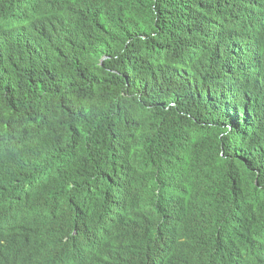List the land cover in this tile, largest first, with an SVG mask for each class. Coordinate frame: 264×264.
<instances>
[{"label":"trees","instance_id":"16d2710c","mask_svg":"<svg viewBox=\"0 0 264 264\" xmlns=\"http://www.w3.org/2000/svg\"><path fill=\"white\" fill-rule=\"evenodd\" d=\"M2 161L64 255L264 264V0H0Z\"/></svg>","mask_w":264,"mask_h":264},{"label":"clouds","instance_id":"9594fccd","mask_svg":"<svg viewBox=\"0 0 264 264\" xmlns=\"http://www.w3.org/2000/svg\"><path fill=\"white\" fill-rule=\"evenodd\" d=\"M28 173L0 162V264H97L92 256L98 255L94 244L87 245L82 254L62 253L60 208L52 199H39L38 189L46 182L41 176ZM31 201L45 205L32 209ZM78 236L74 224L64 241Z\"/></svg>","mask_w":264,"mask_h":264},{"label":"bare ground","instance_id":"6f19581e","mask_svg":"<svg viewBox=\"0 0 264 264\" xmlns=\"http://www.w3.org/2000/svg\"><path fill=\"white\" fill-rule=\"evenodd\" d=\"M35 185H38V184H36V183H34ZM30 185H26V188H28ZM34 187V186H33ZM24 195H26V194H24ZM13 196H15V197H18L19 195H13Z\"/></svg>","mask_w":264,"mask_h":264},{"label":"water","instance_id":"95a60500","mask_svg":"<svg viewBox=\"0 0 264 264\" xmlns=\"http://www.w3.org/2000/svg\"><path fill=\"white\" fill-rule=\"evenodd\" d=\"M105 59V57L102 58V61Z\"/></svg>","mask_w":264,"mask_h":264}]
</instances>
